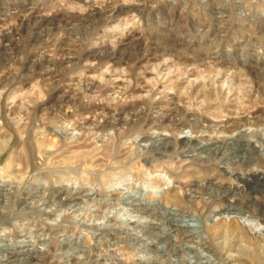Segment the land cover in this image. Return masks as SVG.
<instances>
[{
	"label": "rangeland",
	"instance_id": "1",
	"mask_svg": "<svg viewBox=\"0 0 264 264\" xmlns=\"http://www.w3.org/2000/svg\"><path fill=\"white\" fill-rule=\"evenodd\" d=\"M262 231L264 0H0V264H264Z\"/></svg>",
	"mask_w": 264,
	"mask_h": 264
},
{
	"label": "bare ground",
	"instance_id": "2",
	"mask_svg": "<svg viewBox=\"0 0 264 264\" xmlns=\"http://www.w3.org/2000/svg\"><path fill=\"white\" fill-rule=\"evenodd\" d=\"M187 2V1H186ZM65 128V127H64ZM66 130V129H65ZM196 133H198V132H196ZM196 133H193L192 131H191V135L189 136V137H186L185 138V142H186V144H189V143H191L192 141H194V140H196L197 138H198V136H197V134ZM157 184H159V183H157ZM167 185H170V182H169V184H167ZM164 187V186H163ZM165 187H167V186H165ZM154 188H157V186H155ZM90 195V194H89ZM88 195V196H89ZM92 195V194H91ZM76 197V195H72V196H70V201H74V198ZM68 201V200H67ZM73 204V203H72ZM76 204V203H75ZM48 209V208H47ZM47 209L45 208V209H43L44 211L46 210L47 211ZM43 210H41V211H43ZM61 210V209H60ZM170 211V210H169ZM168 211V213L167 214H170L171 215V220L173 221V222H176L177 220H175L177 217V215H178V213H180V212H178V211H170L169 212ZM48 212V211H47ZM163 212L164 213H166L167 212V210H163ZM239 215L241 214V213H238ZM28 215H24V217L26 218ZM17 220V219H16ZM239 220L242 222H248V223H253L254 225H255V228L256 229H260L261 227H260V225H259V223L258 222H256L255 220H252V219H250L248 216H243V215H241L240 217H239ZM38 222H40V221H38ZM124 223H132L131 222V220H125L124 221ZM123 223V224H124ZM87 224V223H86ZM40 225H41V223H40ZM88 225V224H87ZM91 225V224H90ZM39 226V224L36 222V223H34V225H33V230H31L30 231V234H33V231H34V229H36V234L35 235H33L34 237L36 236V237H39V236H41V237H44V231L42 230L41 232H40V234H38V229H37V227ZM44 226H48L47 224H42L41 225V227H44ZM32 227V226H31ZM49 227H51V226H49ZM52 228V227H51ZM176 230L179 232L181 229L182 230H184L185 232L190 228L189 226H187V225H185L184 223H182V222H180V224H178L176 227ZM45 229V228H44ZM49 229V228H48ZM47 229V230H48ZM61 229V228H60ZM192 229V228H191ZM54 230V229H53ZM57 230V229H56ZM191 231V230H190ZM4 234H7V229H3V231H2ZM56 232V231H55ZM26 233V232H25ZM29 233V232H28ZM57 233V232H56ZM68 233V232H67ZM262 233L264 234V231H262ZM29 237H30V235H28ZM27 236V237H28ZM33 236H32V238H33ZM47 236H49V235H47ZM35 237V238H36ZM8 238V237H7ZM31 238V237H30ZM34 238V239H35Z\"/></svg>",
	"mask_w": 264,
	"mask_h": 264
}]
</instances>
